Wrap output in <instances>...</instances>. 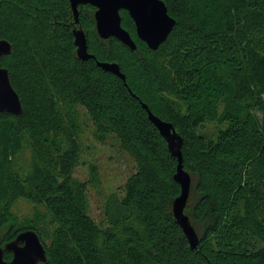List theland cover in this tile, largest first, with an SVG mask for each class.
Here are the masks:
<instances>
[{"label": "trees", "instance_id": "1", "mask_svg": "<svg viewBox=\"0 0 264 264\" xmlns=\"http://www.w3.org/2000/svg\"><path fill=\"white\" fill-rule=\"evenodd\" d=\"M162 1L175 24L155 50L120 11L131 51L98 36L90 5L75 24L68 0H0V39L12 46L0 67L22 105L0 113L1 245L34 230L44 264H264V0ZM77 28L94 58L77 57ZM97 62L116 63L125 81ZM141 103L181 138L194 249L172 213L177 158ZM79 109L135 167L99 219L73 175ZM19 200L44 214L22 225Z\"/></svg>", "mask_w": 264, "mask_h": 264}, {"label": "water", "instance_id": "2", "mask_svg": "<svg viewBox=\"0 0 264 264\" xmlns=\"http://www.w3.org/2000/svg\"><path fill=\"white\" fill-rule=\"evenodd\" d=\"M68 1L75 24H78V6L90 5L96 9L94 19L98 36L104 40L113 37L131 51L136 49V44L129 33L121 26V10H125L133 21L137 38L152 50L157 49L166 40L175 24V20L169 16L166 5L162 0ZM73 36L74 45L77 48V57L82 61L94 58L87 52L86 38L82 29H74ZM11 51V44L5 39H0V58L9 55ZM97 65L104 71L110 72L125 81V76L120 72L119 66L116 63L97 62ZM141 105L146 110L150 122L166 140L172 155L177 158L178 164L174 181L180 186V194L173 201L172 213L176 223L183 230L190 248L194 249L198 245L199 239L190 224L188 216L184 214V208L189 197L191 178L183 170L180 151L181 138L176 133L172 124L154 116L146 104L141 103ZM0 113H10L13 115H20L22 113L19 96L11 85L8 70L3 67H0ZM20 243L23 245H19ZM4 249L12 253V259L10 261L4 260L3 249L0 246V264H44L46 262L44 245L34 230L20 232L13 241L5 244Z\"/></svg>", "mask_w": 264, "mask_h": 264}, {"label": "rangeland", "instance_id": "3", "mask_svg": "<svg viewBox=\"0 0 264 264\" xmlns=\"http://www.w3.org/2000/svg\"><path fill=\"white\" fill-rule=\"evenodd\" d=\"M77 122L80 126L81 153L80 164L75 168L73 175L87 182L89 213L95 219H99L107 198L125 182L135 167L131 159L120 152L111 140L102 143L95 138L91 119L82 109H79ZM209 126L213 127L214 124ZM91 167L95 170L92 171ZM33 209H38L44 214L41 206L23 200L17 201L13 207L22 225L25 222L24 218L32 216Z\"/></svg>", "mask_w": 264, "mask_h": 264}, {"label": "flooded vegetation", "instance_id": "4", "mask_svg": "<svg viewBox=\"0 0 264 264\" xmlns=\"http://www.w3.org/2000/svg\"><path fill=\"white\" fill-rule=\"evenodd\" d=\"M18 235V234H17ZM16 238V237H15ZM14 238V239H15ZM13 239V240H14ZM13 240H11V241H13ZM11 241H9V242H11ZM9 242H6V243H4L3 245H1L0 244V246L2 247V249H3V258H4V252H7L8 254H10L11 255V257H10V259H4L5 261H10L11 259H12V253L11 252H9V251H7L6 249H4V246H5V244H7V243H9ZM19 245H23L22 243H20Z\"/></svg>", "mask_w": 264, "mask_h": 264}]
</instances>
